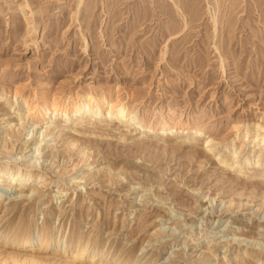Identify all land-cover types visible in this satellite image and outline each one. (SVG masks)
<instances>
[{
	"label": "rangeland",
	"instance_id": "rangeland-1",
	"mask_svg": "<svg viewBox=\"0 0 264 264\" xmlns=\"http://www.w3.org/2000/svg\"><path fill=\"white\" fill-rule=\"evenodd\" d=\"M34 95H105L131 117L58 116L44 137L22 112ZM262 137L264 0H0V169L32 176L0 186V233L47 227L42 247L81 235L109 256L152 242L141 264H264ZM10 253L87 264L4 243L0 264Z\"/></svg>",
	"mask_w": 264,
	"mask_h": 264
},
{
	"label": "bare ground",
	"instance_id": "bare-ground-1",
	"mask_svg": "<svg viewBox=\"0 0 264 264\" xmlns=\"http://www.w3.org/2000/svg\"><path fill=\"white\" fill-rule=\"evenodd\" d=\"M15 90H14V92H15ZM16 97H17V93L15 92L14 98H16ZM26 98H23V101H24V104L27 106V110L26 111L21 110L22 112H24V114H23L24 117L27 118V121H29V123H27L28 125L26 124V126H29V128H31L32 130L37 131L36 133H38V131L41 130L44 137L47 136V134L49 133V129L47 128L48 121L50 119H52V118L54 119L58 116L64 117L66 119V118H69L70 116L75 117L78 114H80L81 112H85V113H88L89 115L97 116L98 118L114 116L115 118L121 117L123 119H127V118L131 117L123 105H121L119 103H112V102L110 103L105 95H101L99 97L87 95V97H85V101H80V100L75 101V102L72 101L73 103H71V104H69V103L66 104L64 102H61L60 100L58 101V100H56V98H44L43 97L39 101L37 99V96H35V95L32 98L34 99V101L37 100V102L33 103L31 101L29 104V101L27 102ZM15 135L13 134V136L16 138L17 135L16 136ZM18 135H19V133H18ZM31 143L32 142H30L28 144L26 142L23 145L24 150L26 148H28V146ZM261 143H262V145L264 144V137L261 138ZM9 144H10V147L12 146L11 149L9 150V147L7 146L8 143H7V145L4 144L2 146L4 151L9 150L11 152L13 150V144L12 145H11V143H9ZM82 155L84 156V153H82ZM235 159L228 157V159L227 158L222 159V160H220V162L227 163L228 161H231V163L233 165V163L235 164V162H237V161H235ZM259 160H260V158L258 157L256 159V161L258 162ZM86 162H88V157L85 156L84 159L76 160V162L73 163L74 167L73 166L72 167L74 169L78 165L79 166L83 165ZM62 172L63 171H60V175H62ZM31 180H32V176L28 173L22 174L19 170L9 172V171H6L4 169V167L2 170L0 169V186H4L3 183L5 182L7 185L6 186L7 189H9L10 186H16L17 187L18 184H23V185L27 184ZM19 193L21 194L22 191H19ZM10 196H11V194L5 198L3 196H0V200L3 198H4V200H7L8 198H10ZM25 198H27V197H25ZM7 211H8V209H6L4 213L6 214ZM13 211L14 210L11 209L10 211H8L7 214L10 215V213H12ZM5 217H6V215H5ZM59 224H60V220L58 222V225ZM18 228L20 229V232H22V233L23 232L26 233L28 230V229H24V228H20V227H18ZM48 237H49V229H47V227H46L44 229L42 235L40 234L39 237H37V236L32 237V236H30V234L29 235L25 234V237H20L19 235L16 237H11V236L4 235V234L0 233V243L7 244L13 248H17L18 250L36 247L38 250H41L43 252H54V253L58 252V253L66 255V257L70 256V257L77 258V259L83 258L84 260L87 261V264H92V263L141 264L142 260L146 256V254L143 255V250H145V248L148 244H149V246L153 245V244H151L152 242H149L145 247H142L140 250V254L138 256H135V248L134 247H130L127 250L123 249L117 253H115L117 251V250H115V252L109 256V255H104V254L100 253L97 249L96 244L93 245V247H94L93 250H89L88 243H89V241H92V240H89L87 238L88 240L85 243H81L84 241L82 239L81 235H77L75 237V241L77 240L76 244L74 243L75 245H68L66 243L63 245V244H61L60 241H58V242H55L53 245L47 244V245H44L42 247V245H40V243L44 242V241L47 242ZM81 239L83 241H81ZM154 243H155V245H158V246L162 245V243L160 241H157ZM114 249H115V247H114ZM173 252H175V251H173ZM10 254H9V257L12 259L11 261H13V264H33V262L35 261L34 257H31V255L29 257L26 253L21 254V255L16 254V253L11 254V255ZM169 259H170V257L168 256L164 260L163 264H165L167 261H169ZM56 260L57 261L54 260L55 262L54 263L52 262V263L53 264H73V261H74V260H72V261L68 260L69 262L66 261V263H65V260L64 261L62 260L64 263L63 262L60 263V261H58V259H56ZM135 261H136V263H135ZM39 263H41V262H39ZM167 263H169V262H167ZM2 264H6V261H3Z\"/></svg>",
	"mask_w": 264,
	"mask_h": 264
}]
</instances>
